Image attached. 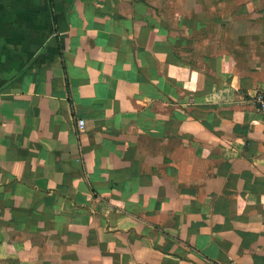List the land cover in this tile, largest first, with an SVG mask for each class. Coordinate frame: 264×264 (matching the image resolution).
Wrapping results in <instances>:
<instances>
[{
	"label": "crops",
	"instance_id": "crops-1",
	"mask_svg": "<svg viewBox=\"0 0 264 264\" xmlns=\"http://www.w3.org/2000/svg\"><path fill=\"white\" fill-rule=\"evenodd\" d=\"M260 91L264 0H0V264H264Z\"/></svg>",
	"mask_w": 264,
	"mask_h": 264
},
{
	"label": "built area",
	"instance_id": "built-area-1",
	"mask_svg": "<svg viewBox=\"0 0 264 264\" xmlns=\"http://www.w3.org/2000/svg\"><path fill=\"white\" fill-rule=\"evenodd\" d=\"M252 101L256 109L264 116V91L256 92ZM77 126L80 130L83 129V119L77 120Z\"/></svg>",
	"mask_w": 264,
	"mask_h": 264
}]
</instances>
